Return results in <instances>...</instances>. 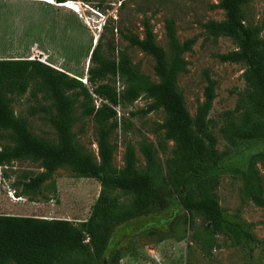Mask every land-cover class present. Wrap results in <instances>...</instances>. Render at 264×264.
I'll return each instance as SVG.
<instances>
[{
	"label": "trees",
	"instance_id": "obj_1",
	"mask_svg": "<svg viewBox=\"0 0 264 264\" xmlns=\"http://www.w3.org/2000/svg\"><path fill=\"white\" fill-rule=\"evenodd\" d=\"M46 1L78 12L68 0ZM249 1L220 0L226 19L204 24L209 35L230 36L238 43V49L219 54L222 61H245L248 66L244 72L247 88L240 94L236 107L240 120L229 118L221 128L225 138L237 149L236 155L247 143L264 139V37L260 26L247 25L243 20V8ZM166 29L173 50L171 63L167 61L165 49L156 43L149 20L144 21L143 38L133 33L127 35L131 45L154 57L155 70L160 76L158 82L139 71L124 51L118 59L103 55L99 41L91 50L87 70V82L94 86L93 92L83 80L39 59L0 58V128L10 131L14 141L12 146L0 147V166L20 159L41 162L44 170L23 182V193L39 189L62 165L70 166L78 177L98 179L102 186L93 215L82 228L65 218L33 213L0 214V264H120L121 249L108 250L115 230L169 200L160 180V164L147 140L140 144L147 160L144 171L136 166L133 144L127 146L123 168L113 163L116 145L111 135L118 127L114 106L134 102L142 95L153 100L149 110L163 108L165 111L161 126L166 137L176 142L169 159V194L183 208L203 215L207 222L206 251L216 246L214 236L218 233L229 235L235 245L257 240L250 223L224 212L216 190L222 173L234 167L241 174L245 198L264 207L263 179L256 167L257 162L264 164V150L252 152L243 164L239 156L228 158L229 153L217 150V139L208 117L216 98L217 82L207 77L204 100L198 104L193 117L185 105L183 92L177 88V78L187 71L184 54L193 49L197 38L180 41L173 20L166 22ZM112 76L120 77L126 84L122 92L105 82ZM30 87L34 93L41 92L51 100L53 109L49 106L40 109L47 114L58 142L35 135L27 118L14 112L8 93L23 94ZM93 93L106 101L96 107ZM88 116L96 124L99 160L76 139L75 124ZM112 190H121L132 198L118 203L109 196ZM86 234L90 243L86 242Z\"/></svg>",
	"mask_w": 264,
	"mask_h": 264
},
{
	"label": "rangeland",
	"instance_id": "obj_2",
	"mask_svg": "<svg viewBox=\"0 0 264 264\" xmlns=\"http://www.w3.org/2000/svg\"><path fill=\"white\" fill-rule=\"evenodd\" d=\"M68 1L78 12L46 0H0V58L39 59L84 80L93 92L94 86L86 82L87 70L91 50L99 41L103 55L118 59L124 51L139 71L158 82L160 76L155 70L154 57L131 45L127 35L133 33L143 38L144 21L149 20L156 43L165 49L167 61L171 63L173 50L166 22L173 20L180 41L197 38L193 49L184 54L188 69L177 78V88L183 92L190 114L194 117L198 104L204 100L207 77L210 76L217 82L216 98L208 116L217 139V150L229 153L228 158L239 156L242 164L252 152L264 150V139L256 140L244 145L236 155L237 149L221 131L229 118L240 120L236 107L240 94L247 88L244 72L248 66L245 61H222L219 54L238 49L237 41L226 35L211 36L204 27L209 20L226 19L220 0ZM243 20L247 25L260 26L261 36L264 37V0H250L243 8ZM105 82L114 85L118 92L126 86L120 77L112 76ZM8 96L12 99L16 115L27 118L35 135L58 142L47 114L40 109L42 106L53 109L47 95L36 94L30 87L23 94L8 93ZM93 98L96 107L106 101L95 93ZM152 102L147 95H142L134 102L114 106L118 127L111 135V141L116 145L113 163L117 168H123L127 146L133 144L136 166L139 171H144L147 160L140 144L147 140L152 144L160 164V180L169 200L156 205L147 214L120 225L112 235L108 250L114 247L121 249L120 264H264V207L245 198L241 174L234 167L222 173L216 195L225 213L251 224V231L257 240L235 245L229 235L218 233L214 236L216 246L206 251L204 232L207 222L203 215L183 208L174 195L169 194V159L173 156L176 142L166 137L161 126L166 116L163 108L149 110ZM77 113L80 114L79 109ZM74 131L78 142L99 160L93 118L83 117L75 124ZM13 144L10 131L0 128V147ZM256 167L261 173L264 189V164L257 162ZM43 170L41 162L32 159L16 160L0 169L3 175L10 174L15 179V194L23 193V182L29 176ZM101 194L102 186L98 179L78 177L70 166L62 165L39 189L23 195L27 196V207H32L30 213L69 219L82 228L92 217L94 205ZM109 196L118 203L132 198L121 190H112ZM85 238L90 243L88 234Z\"/></svg>",
	"mask_w": 264,
	"mask_h": 264
},
{
	"label": "crops",
	"instance_id": "obj_3",
	"mask_svg": "<svg viewBox=\"0 0 264 264\" xmlns=\"http://www.w3.org/2000/svg\"><path fill=\"white\" fill-rule=\"evenodd\" d=\"M14 182L13 176L10 174L3 175V172L0 171V196H5L0 198V214H29V211H32V207H27V196L23 195L24 193L15 194V191H13L14 187H16ZM32 203L34 202L32 201Z\"/></svg>",
	"mask_w": 264,
	"mask_h": 264
},
{
	"label": "water",
	"instance_id": "obj_4",
	"mask_svg": "<svg viewBox=\"0 0 264 264\" xmlns=\"http://www.w3.org/2000/svg\"><path fill=\"white\" fill-rule=\"evenodd\" d=\"M84 81V80H83ZM87 82V81H86Z\"/></svg>",
	"mask_w": 264,
	"mask_h": 264
}]
</instances>
